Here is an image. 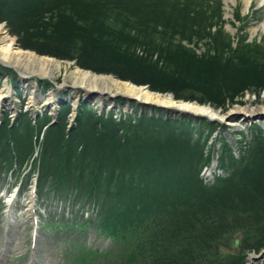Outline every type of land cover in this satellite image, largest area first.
Wrapping results in <instances>:
<instances>
[{"label": "trees", "instance_id": "16d2710c", "mask_svg": "<svg viewBox=\"0 0 264 264\" xmlns=\"http://www.w3.org/2000/svg\"><path fill=\"white\" fill-rule=\"evenodd\" d=\"M53 1L0 0V20L34 43L28 45L23 41L21 46L39 53H43L41 47L56 44L59 48L78 39L80 51L88 50L87 54H94L89 59L100 64L97 67L81 63L85 68L107 72L101 66L112 65L108 69L111 73L133 82L135 79L120 73H137L144 80L148 73L160 75L162 82L153 84L154 91H167L180 85L178 81L198 83L201 85L198 89L203 87L209 100L219 91L224 102L228 96L233 100L238 86L242 90L249 83L264 79V73L257 71L264 72V48L252 51L235 48L232 37L223 33L220 26L214 30L209 26L213 14L219 15L213 7L198 4L191 7L195 32L191 35L186 30L185 34L207 43L206 50L197 55L176 35L180 30L167 25L162 17L152 22L144 12L130 14L111 7L116 0H56L43 6ZM170 8L163 7L158 14L164 17L170 14ZM253 62L261 69H253ZM175 98L180 96L176 94ZM77 109L75 129L69 134L75 138L57 133L56 123L44 131V158L38 165L36 182L39 200L47 192L46 184H54L60 196L69 195L76 188L78 198L97 208L95 218L83 216L84 221L80 218L79 224L75 220L64 222L72 235L83 228L85 234L101 232L119 238L131 227L141 230L139 237H144L132 242L141 249L145 241L142 250L154 256L148 263L144 257L145 264H160L164 256L172 258L164 259L167 264H176V257L184 258L192 252L190 232L204 239L222 227L218 221L227 220L226 216L249 219L257 213L264 217V210L258 208L264 207V132L260 123L253 124L251 140L246 139L243 130H235L240 136V141L236 140L241 146L238 156L232 152L233 146L226 136L222 137L217 166L224 175L206 184L200 178V169L210 163L211 157L210 152H203L200 147L205 138L203 133L196 137L192 133L179 136L174 135L172 128L164 140L160 128H169L171 119L162 121L141 114L132 120L130 117L117 120L104 112H90L85 103ZM190 118L178 120L190 127L193 124ZM212 123L206 125L217 130L218 126ZM9 129L14 130L15 125ZM89 160L91 164L87 163ZM182 254L185 255L181 257ZM132 258L127 256L122 264H137Z\"/></svg>", "mask_w": 264, "mask_h": 264}, {"label": "rangeland", "instance_id": "374dc122", "mask_svg": "<svg viewBox=\"0 0 264 264\" xmlns=\"http://www.w3.org/2000/svg\"><path fill=\"white\" fill-rule=\"evenodd\" d=\"M259 1L260 0H248L247 2L246 0H116V2L114 4L112 3L110 6L130 14L138 11L141 13L144 12L145 16L150 18L152 22L153 20L156 22L160 21L159 18L161 17L164 18L163 22L167 25H173L171 26L172 28L176 27L180 30L176 35L181 37L182 43L186 47L188 46L194 49L195 54L198 55L206 50L207 43L204 39H199L195 35L191 38L188 35L189 32H192L191 35H193L195 32L193 30L196 27V23L191 20L192 5L198 4L206 8L208 6L213 7V11L219 12L221 17L218 19L219 15L213 14L214 17L211 18V24L209 26L213 30L220 26L223 33L232 37L235 48L242 50L245 47L247 51H252L253 49L258 50L257 47L260 48L262 46V48H264V1H262V3ZM54 2H56V0L51 3L45 2L43 6ZM168 5L171 7L170 14L164 15V17L159 15V10H162L163 7H168ZM61 14L65 19L62 10ZM0 24L4 25L8 35L17 39V45L22 49L24 48L36 52L42 56H50L60 61L63 68L58 73L56 79L40 78L44 83L42 89L46 92L57 90L55 88L56 85H61L68 71L76 67L87 70L90 69L97 74L113 75L122 81L126 80L133 84L146 85L150 90H152L151 87L154 86V83L162 82V77L157 74L148 73L144 80L143 76L137 73L136 75H132L126 71H120V74L128 75L132 79H135V81L121 79L108 70L113 67L112 65H105V67L101 66V68L107 70V72H97L91 68L88 69L83 67L80 65L81 63L87 65L91 64L97 67L100 64H98V62H95L97 63L95 64L93 60L89 59V56L94 54H87L88 50L80 51L79 47L81 43L78 39L69 40L64 46L59 48L56 47V44L41 47L40 51L43 53L32 50L30 47L25 48L21 46L23 41L28 45H33L34 43H31L23 34L18 33L19 31L16 29L10 28L5 21L0 20ZM186 30L188 33L185 34ZM87 59H89V61H86ZM254 64L253 62V66ZM250 67H252V65ZM253 69L257 70L261 68L259 64H256ZM3 71L8 72L11 78L14 76L13 79H8V83L10 84V87H8L9 90L13 85L10 102H15L16 106L19 105L20 114L10 119L8 117L10 113L8 110H6L7 112H2V109L0 110V264H122V262L126 261V257L130 255L133 256L131 260H134L137 264H145L143 262L144 257L146 263L152 261L154 257L153 254L151 252L150 254H146L145 251L142 250L146 247L145 241H143L145 246L141 249H139L136 242H132L138 239L141 230L139 231L129 227V230L124 232L119 238L111 235L107 236L101 232H89L85 234V229L83 228L77 229V233H75V231V235H72L71 230H68V226H66L67 228L63 226L65 221L75 220L76 223L79 224L78 220H80V218L84 221L85 217L95 218L97 214L96 207H92L93 205L90 206L88 202H85L86 199L82 201V197H77L78 193L75 191L77 190L76 188L69 195L67 193L64 196H60L57 191H55L57 185L55 186L53 184L48 186V184H46L47 192L44 191L42 193L40 200L37 198V192H35L36 200L34 204L32 201L33 211L29 213V196L33 189V182L37 177L38 165L44 158V156H42L44 131L47 125L51 123V119L55 120V123L58 124L57 133L60 131L64 136L70 139L75 138L74 134H69L71 132L70 130L73 128L75 129V117L78 114L77 108L81 103H85L90 112L92 111L98 114L104 112L105 115L117 118V120L120 118L124 119V117H130L132 120L135 119V116L141 114L152 115L156 117L155 119L159 118L162 121L164 119H171L173 122H170L169 128H160L161 131L164 132V134L161 135V138L164 140L168 139V133L172 128L175 129L174 135L179 136L192 133V135L196 137L203 133L205 138H202L200 147L203 152H207L208 154L210 152L211 157L210 163L200 169V178L206 184L214 183L216 174L221 173L224 175L223 169L218 166L216 172L214 171V175L210 176V174L206 173L212 162L216 161L218 163L219 154H217V149L221 148L220 146L223 143L222 137L226 136V140L233 146L232 152L238 156L241 151V146L236 142V140L240 141V136L236 131L243 130L247 135L246 139L251 140L253 138L251 134L252 128H254L253 124L260 123L263 129L262 132H264V118H257L254 122H243L234 115L230 117V120L236 119V126L228 125L229 121L223 122L222 124L215 122L214 124L218 126L216 130L215 126L206 125L209 123L207 120L197 121L192 119V116H181L180 114L178 115L162 109H152L149 106L142 107L140 104L132 101L130 102L132 108H125L123 104L126 100L121 98H117L112 104L104 102L102 106H99L97 104L98 99L92 97L91 99L86 98L82 91L73 93L69 88L62 86L59 87L58 94L60 97L65 98V101L58 104L55 103V109L58 108V111H55L53 108H48V103L45 107L39 109L37 106H39V102L44 101V97L43 99L36 98L35 107L28 109L26 102L19 103L17 94L22 95V93L19 90L20 87L14 85V79H17L18 75H20L18 70L10 68L1 62L0 95L3 93L6 94L3 91ZM257 71L264 73L261 70ZM31 77H34V75H31ZM35 77L37 78V76ZM178 82L180 85H176L177 87L171 86L167 91H156L163 94H172L173 97L177 94L180 96L178 99L185 101L190 100L199 104L213 106L221 113L231 112L235 114V106L244 107L246 105H251L255 107V105H259L264 108V79L262 78L259 82L249 83V86L244 87L242 90L240 89L241 85L238 86V88H236L237 92L233 95V100L230 101V96L227 95L228 97H226L227 99L226 101L224 100V102L221 100L223 94L221 95L219 91L209 100L204 88L201 87L198 89L199 86H201L200 84H184L180 81ZM224 91L225 89L222 87V92L224 93ZM29 92L31 93V91L28 90L27 94H29ZM24 96L22 98H24ZM75 97L77 98L76 102L74 101ZM4 102L5 99H3V101L0 99V103ZM51 113L53 116L55 115L56 119L51 116ZM187 117H192L190 118L191 120L189 119L193 121L190 127L180 123L178 120L179 118ZM13 125H15V129L11 131L9 126ZM180 131L184 132L179 134ZM245 146L248 147L247 143ZM244 148H242V151H244ZM52 159L53 157L50 156V163ZM87 163L91 164V161L89 160ZM69 165L71 166V164ZM36 203L38 207L35 206ZM262 204L264 205V201ZM90 207L91 209H89ZM258 208L259 211L264 210V207L261 208V205ZM260 215L254 213L247 217L249 219L226 216L227 220L224 219L222 222L218 221V224L222 227L213 230L211 237L207 238L204 236V239H199L192 234L193 232H190V247H192V252L184 258L176 257V264H245L247 258L251 254L255 255L257 259L264 250V235L262 233L264 231V228H262L264 217ZM199 234V232H196V235L200 236ZM139 238L144 239L143 236ZM236 238L238 239L237 247L233 245V240ZM160 239L163 240V237ZM129 245L130 247L128 248ZM133 246L135 248L131 249ZM185 247H188V245L185 244ZM160 253L163 254V250H160ZM184 255L182 254L181 257ZM164 259L172 260V258L168 256H164L163 261ZM163 261H161L162 263L160 262V264H167L166 261H164L165 263H163ZM252 264H264V258H262L261 261L254 260Z\"/></svg>", "mask_w": 264, "mask_h": 264}, {"label": "bare ground", "instance_id": "6f19581e", "mask_svg": "<svg viewBox=\"0 0 264 264\" xmlns=\"http://www.w3.org/2000/svg\"><path fill=\"white\" fill-rule=\"evenodd\" d=\"M248 0H246L247 2ZM264 0H260L262 3ZM0 62L7 65L10 68H15L18 70L19 74L17 79L15 78V84L20 87V92L24 96V103L27 102L28 109L35 107L36 98L43 99L44 101L39 102V109L45 107L47 104L48 108H53L55 110V103H60L65 101V98L60 97L58 94L59 87L69 88L75 92L82 91L84 97L86 98H96L98 99V105L102 106L104 102L110 104L114 103L117 98L125 99L123 104L125 108H132L131 101L140 104L142 107L149 106L152 109H162L165 111H170L173 113L178 112H188L191 113L193 118H203L209 122H216L222 124L223 122H228V125H237V120H230V117L236 116L238 118L245 116H256L264 114V108L255 105H246L244 107L235 106V114L231 112L221 113L219 110L211 107L207 104H199L194 101H185L182 99H176L172 94H163L158 91H152L148 86L133 84L126 80H120L113 75L107 74H97L92 70H87L84 68L76 67L68 71L64 76V80L61 85H56L57 90L44 91L42 89L43 81L42 78L56 79L58 73L62 70V66L59 60L50 57L42 56L36 52H32L27 49H22L17 45V39L6 33L4 25L0 24ZM2 74L6 77L9 76L8 72L3 71ZM31 75L37 76L31 77ZM14 76H12L13 78ZM4 81L6 79H3ZM6 94L0 95V97H5L9 91L4 88ZM28 90L31 93H28ZM8 97V96H7ZM75 97V102H76ZM22 100V98H21ZM79 100V99H78ZM0 110L4 109L9 103H0ZM137 104V105H138ZM56 111V110H55ZM194 115V116H193ZM208 170L207 172H210ZM30 207L29 213H32V201L31 195L29 196ZM9 200V199H8ZM264 252V250H263ZM255 255H250L247 258L245 264H252L255 260Z\"/></svg>", "mask_w": 264, "mask_h": 264}, {"label": "built area", "instance_id": "2783aa9c", "mask_svg": "<svg viewBox=\"0 0 264 264\" xmlns=\"http://www.w3.org/2000/svg\"><path fill=\"white\" fill-rule=\"evenodd\" d=\"M3 79H6L5 81L3 80ZM2 80H3V85H4V88H6L7 87V91H9L8 92V94L4 97L3 96V98L2 97H0V99H2V101H3V99H5V102L4 103H9L6 107H4V109H2V112H7L6 110H8L10 113H9V115H8V117L10 118V119H13L16 115H18L19 113H20V110H19V105L18 106H16V103L15 102H10V100H11V98H10V96H11V94H12V88L13 87H11L10 88V90H9V88L8 87H10V84L8 83V77L6 76H4V78H3ZM4 92H5V90H3ZM18 95V97H19V103H21V102H24L23 100H24V98H22L23 96L22 95H20V94H17ZM8 96V97H7ZM21 98H22V100H21ZM26 104H27V102H26ZM28 106V105H27ZM34 110H35V108H34Z\"/></svg>", "mask_w": 264, "mask_h": 264}, {"label": "water", "instance_id": "95a60500", "mask_svg": "<svg viewBox=\"0 0 264 264\" xmlns=\"http://www.w3.org/2000/svg\"><path fill=\"white\" fill-rule=\"evenodd\" d=\"M181 116H190V115H192L191 113H188V112H178ZM175 114H177V113H175ZM178 114V115H179ZM194 116V115H193ZM204 118V117H203ZM257 118H264V114H262V115H256V116H245V117H240L239 118V120L240 121H243V122H245V121H251V122H254ZM210 121V120H209ZM215 164H216V161H214V162H212V164L210 165V167L208 168V169H210L211 171H213L214 170V166H215ZM237 243H238V239L236 238V239H234L233 240V245L235 246V247H237L238 245H237ZM262 258H264V252L262 251L261 252V254H260V256L256 259L255 258V260H258V261H261L262 260Z\"/></svg>", "mask_w": 264, "mask_h": 264}]
</instances>
